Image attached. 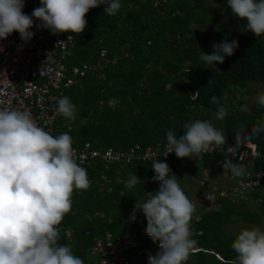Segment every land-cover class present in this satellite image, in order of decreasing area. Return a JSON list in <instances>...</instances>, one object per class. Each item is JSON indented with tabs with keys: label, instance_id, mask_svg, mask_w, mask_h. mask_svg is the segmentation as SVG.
Segmentation results:
<instances>
[{
	"label": "trees",
	"instance_id": "obj_1",
	"mask_svg": "<svg viewBox=\"0 0 264 264\" xmlns=\"http://www.w3.org/2000/svg\"><path fill=\"white\" fill-rule=\"evenodd\" d=\"M37 1L25 0V4L32 6ZM207 1L159 0L154 4V0H120V10L111 16L104 14L103 4L92 8L85 30L79 34L85 41L73 49L72 62L84 61L89 54L95 58L101 48L109 56H118V62L105 69L104 79L87 75L79 80L83 87L76 84L67 89L66 96L76 106V119L60 118L61 123L70 122L73 129L69 131L61 126L58 134L68 132L76 145L88 141L94 146L128 149L138 143L144 148L165 143L166 129L174 130L179 138L186 123L199 119L212 121L225 133L223 147H226L236 144L235 131L242 125L250 131L258 120H264V108L242 112L232 100L235 92L252 84L264 87V35L241 39L244 51L226 56L222 64L217 62L212 68L205 65L199 56L201 51L210 54L204 51L209 27L217 28L214 41L222 36L224 29L216 9ZM217 3L225 8L229 20L246 28L244 20L231 14L227 0H217ZM185 32L189 34L184 36ZM167 50H170L168 55ZM212 96L217 97L218 104L212 103ZM110 100L114 106H109ZM240 101L244 102L242 98ZM218 106L226 107L228 113L219 121L214 119ZM250 141L257 145L261 155L249 167L264 171V133ZM223 161L224 155L215 154L204 156L200 163L189 157L184 165L180 159L162 162L174 171L210 166L208 176L212 178L218 171H224ZM151 164L152 161L126 166L113 163L106 167L96 163L89 167L90 187L82 193L73 192L72 209L58 225L59 243L70 245L84 263H91L89 247L93 235L105 231L117 235L147 223L142 210L132 208L136 202L140 205L155 195L154 191L159 188V183L153 184L155 173ZM133 173L140 181L129 189L126 182ZM201 176L193 180L199 181ZM247 194L258 202V212L241 210L244 204L235 206L230 197L220 198L219 208L206 209L205 204L195 207L191 238L194 245L212 252L190 253L189 264H229L235 258L231 244L236 236L228 234L223 226L232 220L234 213L248 223L260 221V214L264 212V177ZM95 213L99 215L94 216ZM66 227L73 230L71 239L64 233ZM87 227L92 230L90 235L85 233Z\"/></svg>",
	"mask_w": 264,
	"mask_h": 264
},
{
	"label": "clouds",
	"instance_id": "obj_2",
	"mask_svg": "<svg viewBox=\"0 0 264 264\" xmlns=\"http://www.w3.org/2000/svg\"><path fill=\"white\" fill-rule=\"evenodd\" d=\"M101 4L105 5L104 14L110 16L121 8L120 0H40L41 6L28 15L22 11L25 0H0V40L14 31L22 41L31 40L33 18L38 29H48L54 35L81 34L87 24L85 14ZM227 6L235 18L246 22V30L256 37L264 35V0H227ZM71 38L69 35L68 40ZM237 47V40L225 39L213 43L211 54L201 51L199 59L209 67L222 64ZM211 101L218 104L216 96ZM254 103L264 108V92L254 97ZM109 106H114V101L110 100ZM54 111L76 119V106L68 96L58 99ZM227 115L226 107L218 106L214 119L223 120ZM184 129L179 138L174 130H165L167 150L163 156L174 152L177 158L199 157L210 149H222L226 143L225 133L210 120H194ZM235 133L237 142L243 136L247 143L264 133V120H258L250 131L242 125ZM222 167L234 177L247 175L244 166L232 158H226ZM151 168L155 173L152 180L159 182V188L135 206L146 217L145 233L159 246L155 255L148 254L147 264H186L195 244L191 238L195 205L166 162L156 159ZM139 181L135 173L130 174L126 187L132 189ZM90 183L87 170L77 163L68 132L54 137L35 123L30 112L0 110V264H84L70 245L59 243L58 225L72 209L73 192L82 193ZM206 198L211 199L208 194ZM231 248L236 256L229 264H264V230L241 229ZM199 250L212 252L202 247Z\"/></svg>",
	"mask_w": 264,
	"mask_h": 264
},
{
	"label": "built area",
	"instance_id": "obj_3",
	"mask_svg": "<svg viewBox=\"0 0 264 264\" xmlns=\"http://www.w3.org/2000/svg\"><path fill=\"white\" fill-rule=\"evenodd\" d=\"M39 6H41L40 0L32 6L25 4L22 11L31 15L32 11ZM91 11L92 8L85 14V19ZM33 19L34 25L31 31L34 32V36L31 40L22 41L16 31L6 39L0 40V47H2L0 50V110L28 111L38 126L43 127L55 137L60 135L58 132L61 131V126H65L67 130L73 129L70 122H60V118L65 117L56 115L54 109L58 99L66 96L67 89L76 84L83 87L79 83L82 77L91 75L104 79L105 69L110 65H116L118 56H109L107 50L101 48L95 58L89 54L86 60L73 63V49L79 42H84L85 37L71 32L54 35L48 29H38L36 27L38 21ZM69 35H72L70 40H68ZM72 146L77 163L86 170L94 167L96 163H103L106 167L113 163L126 166L136 162H154L156 159L160 161L180 159L184 165L188 158H177L174 152L167 157L163 156L162 154L167 150V141L147 145L144 148L136 143L128 149H122L112 146H94L88 141L76 145L72 140ZM257 152L259 151L254 142L249 140L245 143V138L241 137L240 142H236L235 145L222 146L219 150L210 149L199 157L193 156L192 159L200 163L206 155L222 154L224 160L232 158L234 162L242 164L247 172L245 176L234 177L230 171H226L232 179L236 180L231 186V196L241 198L255 189L264 177L263 170L253 171L249 167L252 160L257 157L255 155ZM232 153L235 155L232 156ZM155 182L153 181V184ZM225 195L228 194L220 191L219 196H214L210 200V204L215 206L219 203L220 197L224 198ZM191 202L195 205L193 200ZM211 207L206 206V209ZM146 226L147 223L141 224L135 230H128L117 235L109 231L93 235V243L89 247L91 263L84 264H147L148 254L155 255L159 246L158 242H153L145 233ZM72 232L70 227L64 228L68 239H71ZM85 233L87 235L92 233L90 227H87ZM197 250L198 247L194 245L190 253ZM215 255L220 259L218 254ZM186 264H189V257Z\"/></svg>",
	"mask_w": 264,
	"mask_h": 264
},
{
	"label": "rangeland",
	"instance_id": "obj_4",
	"mask_svg": "<svg viewBox=\"0 0 264 264\" xmlns=\"http://www.w3.org/2000/svg\"><path fill=\"white\" fill-rule=\"evenodd\" d=\"M171 1L172 0H162V2H167V3ZM157 2H159V0H154V4H156ZM207 3L210 5V7L216 9L217 13L219 14L218 19L224 25V29L223 31H221L222 36L217 41H214L213 36L215 35L217 28L216 26L209 27L210 29L209 34L208 36L207 35L205 36V38H208L207 39L208 41H206L207 47H205L204 51L211 54V52L213 51L212 48L213 43H220L225 39L229 42H231L234 39L238 41V47L234 50V54L244 51V45L241 42V39L246 38L251 40L252 38H255V35L249 32L248 30H246L245 27L241 26L237 22L235 23L229 20L225 8L220 7L217 3V0H208ZM130 4L131 3H129V5ZM159 12L163 13L164 11L159 10ZM190 26H192L191 23ZM188 34L189 32H185L184 36H187ZM169 52L170 50H167V55L169 54ZM147 73L148 71H145V74ZM145 78L146 77H143V80H145ZM166 86H168V84ZM261 92H264V87L261 84H252L250 85V87H246L243 90H239L235 92V95L232 98V100L236 106H239L240 108L247 106L252 111L254 108L257 107L254 103V97ZM241 98L244 100L243 103L240 101ZM209 170H210V166L205 168L199 167L197 169L194 167H188L183 170H179V169L177 171L172 170V173H174L177 176L178 183L180 184L181 188L183 189L185 194L189 196L190 200H193L197 209L201 204H203V202L206 204V206L219 208V203L213 206L210 204V200H212L214 196H219V192L223 191L226 192V194H228L225 195L226 198L231 197L232 199H234L235 206H241V204H244L243 207H241V210L248 209L258 212V202L252 198H249V194L246 193L241 198L231 196L230 194L231 186L235 184L236 180L232 179L230 175L227 174L226 171L220 170L214 177L211 178L210 176H208ZM198 175L199 176L202 175L200 180L194 181L193 178H197ZM158 183L159 182L156 181L154 184H158ZM206 194L209 195V197L211 198L210 200L206 198ZM135 206H133L132 210L134 211L140 210L137 209ZM87 217L91 218L90 216ZM231 219L232 220H230L223 226V229L228 234L236 236L241 229L251 228V227H259L261 230H264V212L260 214V221L255 223H248L243 219L241 220V218H239V215L236 213L231 215Z\"/></svg>",
	"mask_w": 264,
	"mask_h": 264
}]
</instances>
